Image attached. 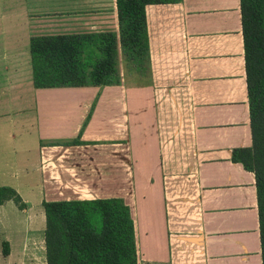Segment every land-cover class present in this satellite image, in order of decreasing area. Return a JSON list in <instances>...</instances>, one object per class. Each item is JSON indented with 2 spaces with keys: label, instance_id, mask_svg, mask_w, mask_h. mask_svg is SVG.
<instances>
[{
  "label": "crops",
  "instance_id": "obj_1",
  "mask_svg": "<svg viewBox=\"0 0 264 264\" xmlns=\"http://www.w3.org/2000/svg\"><path fill=\"white\" fill-rule=\"evenodd\" d=\"M146 21V70L120 47L118 84L36 88L31 37L119 35L117 0H0V144L19 139L35 175L0 186L122 198L139 264H263L255 173L232 159L253 144L241 2L149 4Z\"/></svg>",
  "mask_w": 264,
  "mask_h": 264
},
{
  "label": "trees",
  "instance_id": "obj_2",
  "mask_svg": "<svg viewBox=\"0 0 264 264\" xmlns=\"http://www.w3.org/2000/svg\"><path fill=\"white\" fill-rule=\"evenodd\" d=\"M180 1L117 0L119 35L107 31L32 36L34 86L118 84L120 47L130 62L146 70V6ZM240 2L253 144L234 149L232 159L255 173L264 264V0ZM10 199L19 202L20 196L14 188L0 186V205ZM42 206L47 264H139L134 220L122 198L43 201ZM2 254H10L6 240Z\"/></svg>",
  "mask_w": 264,
  "mask_h": 264
},
{
  "label": "rangeland",
  "instance_id": "obj_3",
  "mask_svg": "<svg viewBox=\"0 0 264 264\" xmlns=\"http://www.w3.org/2000/svg\"><path fill=\"white\" fill-rule=\"evenodd\" d=\"M0 127L3 126L0 125ZM4 132L6 133V130L0 131V140ZM32 134L28 138L30 147H34V130ZM4 138L7 144H0V177L5 175V179L11 182L17 179L20 181L34 180V170L29 168L27 171H31V174L26 175V169H22L26 163L24 164L25 161L21 160L20 140L10 141L8 137ZM31 155L34 157L33 152ZM39 189V187H33V189L23 190V196L28 199V203L24 202L16 191L20 196V201L10 199L7 200L9 203L5 201L6 204L0 207V253L2 241L5 238L9 239L11 253L8 257L1 256V260L7 261L8 264H45V218L42 203L39 202L41 197Z\"/></svg>",
  "mask_w": 264,
  "mask_h": 264
}]
</instances>
